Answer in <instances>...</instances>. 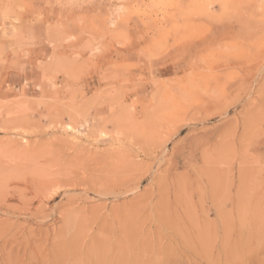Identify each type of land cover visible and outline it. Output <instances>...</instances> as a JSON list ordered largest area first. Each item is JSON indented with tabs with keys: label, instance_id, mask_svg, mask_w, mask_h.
Returning <instances> with one entry per match:
<instances>
[{
	"label": "rangeland",
	"instance_id": "rangeland-1",
	"mask_svg": "<svg viewBox=\"0 0 264 264\" xmlns=\"http://www.w3.org/2000/svg\"><path fill=\"white\" fill-rule=\"evenodd\" d=\"M0 264H264V0H0Z\"/></svg>",
	"mask_w": 264,
	"mask_h": 264
},
{
	"label": "bare ground",
	"instance_id": "bare-ground-1",
	"mask_svg": "<svg viewBox=\"0 0 264 264\" xmlns=\"http://www.w3.org/2000/svg\"><path fill=\"white\" fill-rule=\"evenodd\" d=\"M218 93V92H217ZM214 98V97H213ZM212 99V98H211ZM220 100V99H219ZM203 101V100H202ZM26 142V141H25ZM249 237V236H248ZM230 254V253H229Z\"/></svg>",
	"mask_w": 264,
	"mask_h": 264
}]
</instances>
